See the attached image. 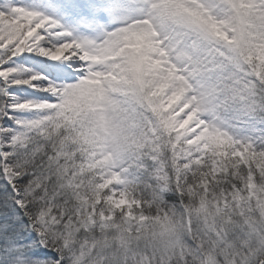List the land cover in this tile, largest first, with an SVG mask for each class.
Here are the masks:
<instances>
[{
	"label": "snow or ice",
	"instance_id": "snow-or-ice-1",
	"mask_svg": "<svg viewBox=\"0 0 264 264\" xmlns=\"http://www.w3.org/2000/svg\"><path fill=\"white\" fill-rule=\"evenodd\" d=\"M0 264H264V0H0Z\"/></svg>",
	"mask_w": 264,
	"mask_h": 264
},
{
	"label": "trees",
	"instance_id": "trees-1",
	"mask_svg": "<svg viewBox=\"0 0 264 264\" xmlns=\"http://www.w3.org/2000/svg\"><path fill=\"white\" fill-rule=\"evenodd\" d=\"M25 2H27V0H25Z\"/></svg>",
	"mask_w": 264,
	"mask_h": 264
}]
</instances>
